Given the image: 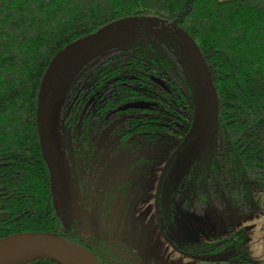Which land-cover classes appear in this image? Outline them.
Returning a JSON list of instances; mask_svg holds the SVG:
<instances>
[{
	"label": "trees",
	"instance_id": "1",
	"mask_svg": "<svg viewBox=\"0 0 264 264\" xmlns=\"http://www.w3.org/2000/svg\"><path fill=\"white\" fill-rule=\"evenodd\" d=\"M132 17L154 18L152 25L186 32L202 52L216 89L218 119L208 140L214 146L197 176L194 197L175 196L181 207L196 214L210 206L232 213L264 203V0H0V239L23 231L55 232L98 257L66 231L55 204L38 100L57 54ZM65 89L61 111L68 103L74 110L80 100L81 106L96 104L98 122L110 107L144 103V142H173L174 151L194 133L195 95L173 44L145 40L94 51ZM246 230H231L208 248L190 251L231 253L225 261L199 264H264L247 254ZM104 256L98 257L103 264H132L111 251ZM18 264L59 263L37 258Z\"/></svg>",
	"mask_w": 264,
	"mask_h": 264
},
{
	"label": "rangeland",
	"instance_id": "2",
	"mask_svg": "<svg viewBox=\"0 0 264 264\" xmlns=\"http://www.w3.org/2000/svg\"><path fill=\"white\" fill-rule=\"evenodd\" d=\"M103 35L101 43L93 51L113 46L125 47L145 40L176 46L195 95L194 133L174 151L171 149L172 142L155 146L147 144L143 149L131 152L123 146L119 147V143L112 138L110 126L104 128L96 139L98 144L103 141V147L98 154L99 173L91 191L95 195L92 212L83 206V188L79 185L74 188L69 175L65 189L55 191L56 204L66 224L74 221L86 235L95 234L96 238L89 239L91 241L110 240L134 247L144 264H199L185 252L186 249H206L217 238L243 226L247 229L244 246L247 254L252 260L264 261V208L248 214L238 213L237 216L236 212L221 210L214 213L210 209L204 214H196L184 210L175 198L172 218H152L151 209L155 208L158 192L168 198L175 197L179 192L182 197H194L196 193L197 176L204 170L210 159L211 146H214L213 141H207L202 148L199 147V137L207 118V92L193 56L175 29L165 24L152 25L150 19L143 17H132L119 26L110 25ZM90 54L60 68L51 95L59 96L65 90ZM62 166L65 168L63 158ZM103 203L108 210L107 218H95V211L100 214Z\"/></svg>",
	"mask_w": 264,
	"mask_h": 264
},
{
	"label": "water",
	"instance_id": "3",
	"mask_svg": "<svg viewBox=\"0 0 264 264\" xmlns=\"http://www.w3.org/2000/svg\"><path fill=\"white\" fill-rule=\"evenodd\" d=\"M150 21L155 23L156 19L150 18ZM122 22H125V20H121L115 25L119 26ZM123 25H126V23H123ZM109 27L110 25L92 36L68 45L53 59L43 78L38 100V126L43 154L51 174L54 194L56 190L64 189L63 186L67 177L66 169L62 166L63 153L58 132V120L66 89L56 102L51 100L50 91L60 68L74 59L93 53V50L101 43L104 32ZM178 33L199 68L207 92V118L199 137V147L202 148L212 136L217 124V93L208 65L196 42L183 30L179 29ZM77 251H81L83 255H78ZM227 253L197 255L196 259L206 262H221L227 260ZM8 257L16 258L10 264H18L37 258H47L59 264H103L90 249L83 245L58 233L45 231L17 232L0 239V260ZM131 258L134 263L140 262L134 255H131Z\"/></svg>",
	"mask_w": 264,
	"mask_h": 264
},
{
	"label": "flooded vegetation",
	"instance_id": "4",
	"mask_svg": "<svg viewBox=\"0 0 264 264\" xmlns=\"http://www.w3.org/2000/svg\"><path fill=\"white\" fill-rule=\"evenodd\" d=\"M107 82L110 81L108 80ZM123 83L127 84V80H125ZM109 96L112 97L113 92H111ZM92 98L93 100H95L96 93H92L91 99ZM80 103L81 100L79 101V104H75L74 110H72L74 103H68L67 108L64 111H61L62 114L59 123V130L62 139L60 140V147L62 148L61 150L63 153V164H65V169L67 172L66 175H69L72 178V186L74 188H77L78 185L83 188V206H87V208L92 212L94 207L93 200L95 195L93 196L91 194V191L93 190L95 179L97 178L99 173L97 159L100 149L103 147V141L98 144L96 139L104 128L110 126L112 138H114L116 142L119 143V147L123 146L131 152L143 149L147 144L155 146L162 143L144 142L143 138L145 136V131H143V126L141 123V111L144 110L146 105L142 102L126 103L122 106H119L117 109L110 107V110L106 114L105 118L99 122L95 118L96 104L88 103L87 105L81 106ZM81 107L82 109L79 110V108ZM130 107H135V109H131ZM123 108L126 109L121 110ZM153 124L157 125L159 124V122L154 121ZM65 184L66 181L64 182V186ZM64 186L63 188L65 189ZM54 200L56 204L55 197ZM175 201V197L168 198L164 196L161 191L158 192L156 195L155 208L153 206L150 215L152 216V218H172V203ZM104 203L102 204L100 214L95 211L94 215H97L95 218H107L108 210L105 208L106 205ZM79 205L81 204L79 203ZM260 208H264V203L262 204V206H260ZM57 209L59 210L58 207ZM208 209H210L214 213H220L221 211L218 207L213 206H210L209 208H207V210ZM250 212L251 211H242L240 207H236V216L238 213L248 214ZM59 213L64 220V217L60 210ZM75 223L76 222L72 221L70 224H66V231H68V233L74 235L75 237L81 238L85 241L86 244H89L94 249L98 257L103 258L105 257L104 253L106 251H111L112 253L117 254L119 257L125 258L126 260L130 261L132 264H144L138 258L134 247L123 245L119 242L110 240L91 241L89 239H95L96 235H86L82 230L78 228ZM190 249L191 247L186 249L185 252H187L188 255H191L197 261H200L196 259L197 255H212L222 252H228L227 258H231V253H229V250L212 251L209 254H201L193 253L190 251ZM131 255H134L138 260H140V262L134 263Z\"/></svg>",
	"mask_w": 264,
	"mask_h": 264
},
{
	"label": "bare ground",
	"instance_id": "5",
	"mask_svg": "<svg viewBox=\"0 0 264 264\" xmlns=\"http://www.w3.org/2000/svg\"><path fill=\"white\" fill-rule=\"evenodd\" d=\"M78 255H83V253L81 251H77L76 252ZM14 260H16L15 257H8V258H4L0 260V264H10L12 263Z\"/></svg>",
	"mask_w": 264,
	"mask_h": 264
}]
</instances>
